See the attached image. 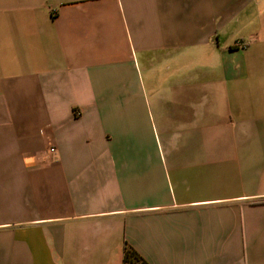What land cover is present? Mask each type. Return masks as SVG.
<instances>
[{"label": "crops", "instance_id": "obj_1", "mask_svg": "<svg viewBox=\"0 0 264 264\" xmlns=\"http://www.w3.org/2000/svg\"><path fill=\"white\" fill-rule=\"evenodd\" d=\"M0 264H264V0H0Z\"/></svg>", "mask_w": 264, "mask_h": 264}, {"label": "trees", "instance_id": "obj_2", "mask_svg": "<svg viewBox=\"0 0 264 264\" xmlns=\"http://www.w3.org/2000/svg\"><path fill=\"white\" fill-rule=\"evenodd\" d=\"M125 260L129 262L144 263L141 257L129 246L125 247Z\"/></svg>", "mask_w": 264, "mask_h": 264}, {"label": "built area", "instance_id": "obj_3", "mask_svg": "<svg viewBox=\"0 0 264 264\" xmlns=\"http://www.w3.org/2000/svg\"><path fill=\"white\" fill-rule=\"evenodd\" d=\"M58 153V149L56 145H50L44 152H43V157L45 161L51 162L55 155Z\"/></svg>", "mask_w": 264, "mask_h": 264}]
</instances>
